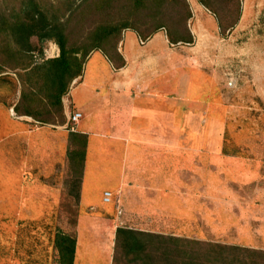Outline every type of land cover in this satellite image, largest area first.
Masks as SVG:
<instances>
[{"label": "rangeland", "instance_id": "rangeland-1", "mask_svg": "<svg viewBox=\"0 0 264 264\" xmlns=\"http://www.w3.org/2000/svg\"><path fill=\"white\" fill-rule=\"evenodd\" d=\"M24 1L0 0V27L3 18L18 10ZM35 1L59 14L63 21L70 16V6L83 2ZM190 6L193 17L189 26L194 43L173 45L163 37L157 40L160 48L151 53L143 47L147 40L135 37L131 44L133 66L126 72L127 77L144 82V87L136 88V95L167 97L169 149L172 142L180 148L169 151V173L183 175L175 185L182 189L185 199L169 191L168 208L163 207L161 213L146 199L147 204L126 207L122 215L118 212L125 216L121 220H106L105 217L113 216L111 212L104 217L80 214V155L71 158L69 152L80 150L81 140L71 135L67 166L65 170L62 167L57 178L55 199L49 198L51 202L55 200V208H31L15 214L7 213L0 205V264H58L54 245L57 231L73 234L79 240L77 264H137L117 248L119 227L181 238V249L172 259L160 249L151 264H190L193 257L192 264H229L224 263L229 251L218 245L264 251V0H243L241 18L225 37L219 32L215 14L202 6L198 10L191 3ZM91 14L89 10L86 26ZM224 16L231 19L234 14ZM124 33L122 40L126 41ZM3 38L1 34L0 41ZM77 38L82 40L79 29L71 45ZM31 40L40 49L27 54L28 62L59 54L55 42L39 43L37 36ZM77 44L83 46L87 42ZM17 62L6 64L0 59V114L7 113L12 119L23 117L33 127L42 122L17 115L14 110L21 95V70L7 66ZM74 111L72 106L69 115ZM65 118L66 129L72 132L78 128L66 115ZM11 129L6 120L0 119V195L18 191L16 161L2 158L9 155L2 153L10 140L5 142L1 137ZM191 145L199 146L197 157L189 155L187 148ZM25 156L31 159L28 153ZM31 175L27 172L24 176L28 184ZM43 178L52 180L54 176L47 178L46 174ZM243 253L237 260H250L252 255Z\"/></svg>", "mask_w": 264, "mask_h": 264}, {"label": "crops", "instance_id": "crops-1", "mask_svg": "<svg viewBox=\"0 0 264 264\" xmlns=\"http://www.w3.org/2000/svg\"><path fill=\"white\" fill-rule=\"evenodd\" d=\"M190 3L193 9L196 7L198 10L201 6L206 8L199 0ZM125 36L126 41L123 39L119 48L126 61L123 67L116 68L102 51L95 50L88 56L82 75L71 83L68 96L63 97L66 117H70L72 106L83 114L73 133L66 129V123H38L30 127L32 124L29 120H23V117L12 119L7 113L0 114V119L6 120L12 127L5 137H1L5 142L10 140L6 151L2 153L7 152L9 155L2 158L16 161L17 170L18 191L0 195V205L6 208L7 213L56 207L57 178L62 167L65 170L67 166V153L73 134L87 136L78 195V207L83 209L80 214L107 216L111 212L113 216L105 217L106 220H121L125 216H119L118 212L121 211L122 215L126 207L136 203L138 206L147 204L146 199L157 206L161 213L163 207L168 208L169 191L185 199L182 189L175 185L183 179V175L169 173V151L175 152L180 148L172 142L169 149L167 97L161 94L136 95V88L144 87V82L127 77L126 72L133 66L134 51L131 50V44L140 37L133 30L125 31ZM163 37L169 41L162 30L147 39L143 44L145 51L152 53L160 48L161 44L157 40ZM187 149L192 157L199 155L198 145H191ZM61 161L63 163L59 164ZM27 172L32 173L31 184L24 177ZM46 174L47 178L51 174L54 178L44 180ZM26 191L32 195L29 196ZM106 191L112 193L108 202L104 200ZM52 197L54 199L51 202L49 198ZM78 245L79 240L74 264L78 261Z\"/></svg>", "mask_w": 264, "mask_h": 264}, {"label": "trees", "instance_id": "trees-1", "mask_svg": "<svg viewBox=\"0 0 264 264\" xmlns=\"http://www.w3.org/2000/svg\"><path fill=\"white\" fill-rule=\"evenodd\" d=\"M218 20L219 32L225 37L238 24L242 14L243 0H199ZM83 6V10L80 7ZM70 16L64 21L56 12L41 6L35 0H26L18 10H13L3 18L0 27V59L6 64L18 61L9 68L20 69L19 81L21 95L14 106L17 115L31 116L49 124H64L65 113L63 97L71 83L83 73L88 56L95 50L102 51L116 67H123L125 59L119 51V42L126 30L135 31L143 40L151 38L164 30L169 42L193 44L194 34L189 26L193 12L189 0H83L82 4L70 6ZM91 11L90 23L86 26V16ZM234 14L231 19L224 15ZM79 16H81L79 18ZM77 19V20H76ZM74 20L75 23H74ZM82 40L76 39L71 45L78 29ZM37 36L39 43L47 40L55 42L59 55L42 58L41 61L28 62V53L40 49L31 38ZM79 41L87 42L79 46ZM1 73V72H0ZM2 77V76H0ZM57 115V116H55ZM56 117L61 120L55 119ZM81 140V149L70 151L80 155L78 187L81 183L86 156L87 136L72 135ZM72 139V137H71ZM79 198V196H78ZM181 238L163 234L119 227L116 232L117 248L137 264H151L154 253L163 249L172 259L181 249ZM58 250V264H74L77 240L73 234L57 231L54 238ZM159 243L160 246H156ZM229 251L225 262L229 264H264V251L240 246L218 245ZM241 252L252 255L250 260H237ZM243 253V255H245ZM218 254V253H217ZM258 258V259H257ZM263 258V261H259ZM190 261V264H192Z\"/></svg>", "mask_w": 264, "mask_h": 264}, {"label": "built area", "instance_id": "built-area-1", "mask_svg": "<svg viewBox=\"0 0 264 264\" xmlns=\"http://www.w3.org/2000/svg\"><path fill=\"white\" fill-rule=\"evenodd\" d=\"M141 42L143 43V41ZM82 117H83V114L79 111H76L69 117V121L72 122L73 124H77ZM111 196H112V193L110 191H106L104 193V200L107 202L110 201Z\"/></svg>", "mask_w": 264, "mask_h": 264}]
</instances>
